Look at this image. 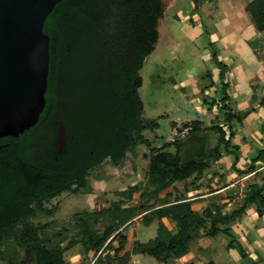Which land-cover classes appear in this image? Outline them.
Here are the masks:
<instances>
[{
  "label": "trees",
  "instance_id": "obj_1",
  "mask_svg": "<svg viewBox=\"0 0 264 264\" xmlns=\"http://www.w3.org/2000/svg\"><path fill=\"white\" fill-rule=\"evenodd\" d=\"M246 9L256 29L264 31V0H248ZM163 14V0H62L48 15L44 24V31L50 36L48 80L56 77L62 49L71 45L66 40L76 36L86 58L84 74L74 79L87 85L83 92L88 95L82 96L77 90L75 109L67 112L68 147L64 153L53 150L44 156L28 149L25 135L30 128L6 138L10 145L0 151V261L5 257L4 247L12 244L15 251L23 249L33 264H69L66 252L76 245L100 261L107 254V261L112 263L139 264L131 262V258L142 255L168 263L191 253L192 243L204 229L211 238L230 235L226 252L236 249L241 258L248 259L244 264H258L232 226L251 205L256 206L259 217L264 216V181L252 183L239 206L229 205L228 209L227 201L222 207L212 202L202 211L196 210L193 195L188 194L201 187V176L225 155H234L231 169L239 175L256 171L259 161L264 164V148L248 160L247 166L240 164L242 151L240 144L233 142V123L243 124L256 109H234L225 84L220 103L204 99L210 108H224L223 120L204 128L203 122L195 119L185 125L187 133L183 137L152 149L155 153L145 179L122 190L124 198L110 206L76 213V232L66 245L65 236L58 233L53 240L44 226L29 221L44 212L50 214L46 203L62 192L89 191L88 174L105 159L120 165L126 151L134 153L137 145H151L144 131L156 129L159 122L155 118L142 119L144 102L138 88L143 83L140 69L155 49ZM65 79L73 77L66 72ZM41 122L42 118L33 127ZM176 182H184L185 191H169ZM137 192L139 200L135 202ZM136 218L144 226L155 225V236L130 241L127 226ZM163 218L174 222L175 227L170 228ZM7 264L15 263L10 260ZM209 264L216 263L211 259Z\"/></svg>",
  "mask_w": 264,
  "mask_h": 264
},
{
  "label": "rangeland",
  "instance_id": "obj_2",
  "mask_svg": "<svg viewBox=\"0 0 264 264\" xmlns=\"http://www.w3.org/2000/svg\"><path fill=\"white\" fill-rule=\"evenodd\" d=\"M247 1L248 0H163L164 14L159 20V38L155 44V49L146 57L143 67L140 69L143 83L138 88L144 102L142 119L151 120L155 118L159 122V126L156 129L144 131L145 136L151 141V145H137L134 153L130 150L126 151V157L120 165L113 164L110 158L105 159L101 164L90 170L87 185L89 186V191H86V189H81L76 193L64 191L51 198V200L46 203L48 209L52 211L50 214L44 212L36 217H31L29 221L41 228L44 226L43 230L50 237H53V240L55 234L60 233L63 237L65 236L63 243L66 245L76 232V219L74 218L76 213L84 211L90 212L110 206L113 201L124 198L121 193L122 190L126 189L130 184H135L145 179L150 159L155 153L152 149L162 146L165 142L173 138L183 137L187 133L185 125L190 124L195 119L201 120L204 128L209 127L212 123L217 121L221 122L223 120V114L219 116L212 113L214 110L211 111L209 108H204L206 113L202 115L203 110H201L204 99H207L208 102L212 101V99H216L217 102L220 103L221 98L218 99L215 95H202L201 91L198 92L200 95H197L193 92L191 87L196 83L193 82V79H196L195 81L198 82L199 80L210 82V77L206 76V74L213 71L215 64L219 67L213 57L220 43L211 42L210 33L207 31L213 30H209V27L212 26L214 22L218 23L223 18H226L229 24L232 23L235 26H239V20L237 18L238 11H243L245 13L247 11V16L250 17L249 19L252 21L251 15L246 9ZM251 24V27L256 29L254 23L252 22ZM197 27H200L204 33L202 31L201 34H198ZM251 27H245L242 32L248 34V31L252 29ZM256 31L258 30L256 29ZM261 35L264 39V34ZM241 37L243 36L241 35ZM76 41H78L76 36L68 38L66 42L71 43L72 49L67 51V49L64 48L60 53L61 68L65 70L64 74L67 72L70 78L73 77V79L79 77L80 74H84L82 71L86 58V56L83 55V47L77 44ZM75 51H78L77 55ZM206 55L211 57L207 56V58H205ZM74 80L77 82V90L82 93V96H87L88 93L86 92L84 94L83 92V90L88 89L87 85H84L85 83L83 84L82 81L78 79ZM202 84L204 86L206 83L201 82L200 87ZM210 93L213 95L214 91ZM219 110L222 112L224 108L221 107ZM75 119L74 116V120ZM174 126H176V130ZM240 133L239 141L243 142L244 135L246 137L248 135L244 130ZM262 140L264 146V138H262ZM235 141L241 143L238 140ZM263 146L262 144L261 146L260 144L258 145V147H260L259 152L264 148ZM170 150H174V147H171ZM257 152L258 148L254 147L248 154L249 156H255ZM224 157L201 176V185L210 186V189L213 187L217 189L221 184V180L225 179L227 181L226 172H229L232 163L226 156ZM262 164L257 163L255 175L245 178L243 180V186L233 188L232 192L228 194L232 197L230 199L232 202L230 206H239L245 192L252 183L255 181L263 183L264 164L261 168ZM215 165H217V167L219 165V170L215 168ZM247 165L248 162L245 166ZM233 171L237 172L236 170ZM219 172L222 173L221 176H224L223 179L218 175ZM238 176L237 174L234 176L235 178L231 179H237ZM214 179H216V181H214ZM191 180L192 178L188 180V183H190ZM211 182H214V185L211 186ZM236 183V185H239L238 182ZM170 188L184 189L185 183L176 182L173 187L171 186ZM222 193L225 192H221L220 194ZM198 194H200V192L197 193L194 189L191 195L197 196ZM220 194H217V196ZM217 199L221 201L220 198ZM138 200L139 192L135 193L133 197V201L136 202ZM218 200L215 199L214 201L222 207L223 203ZM198 201H200L199 198L194 200V208H198L202 211L204 204H197ZM243 218V223L236 222L232 226L236 235L241 237L245 235L246 232L250 235H255L256 233H259V235H261V233L264 234V216L259 217L255 205L249 206ZM259 220L263 226L253 229V223H257ZM166 224L172 229L175 227L174 222L166 221ZM127 227V235L130 241L135 240L136 237H140L142 241H145L154 237L156 234L155 225L144 226L140 223L139 218L129 223ZM65 228H67V230ZM259 239L260 238H258V240ZM229 240H231L230 235L219 234L211 238L206 235L204 229H201L200 237H198L191 246V254H193H189L187 258H183L182 260L171 259L168 263H164L149 256L133 255L131 262L139 264H192L193 262L197 263V259H199L201 261L203 260V263L199 264H209L211 259H213L216 264H234L230 263L232 261L238 264L246 263L248 259L241 258L236 249L226 252ZM114 244L117 245V241H115ZM4 248L5 257L0 261V264H7L10 260H13L15 264H33V262L28 259L23 249L16 248L15 251L13 250L12 244ZM122 253L123 251H121L119 255ZM108 255L113 257L114 253L108 252ZM261 255L263 257L262 260H259V257H256V259L258 258L257 262L259 264H264L263 251ZM104 258V261L95 260L93 258V253H85L80 245L73 246L66 252V259L69 264H83L85 262L93 264L95 261L94 264H118L117 262L112 263L109 260L107 261V254Z\"/></svg>",
  "mask_w": 264,
  "mask_h": 264
},
{
  "label": "crops",
  "instance_id": "obj_3",
  "mask_svg": "<svg viewBox=\"0 0 264 264\" xmlns=\"http://www.w3.org/2000/svg\"><path fill=\"white\" fill-rule=\"evenodd\" d=\"M237 14H238L237 18L239 20L238 22L239 26H235L232 23L229 24V22H227V19L223 18L221 19V21L218 22L219 24L217 22H214V24L209 27L210 28L209 30H213V31H207L210 33L211 42L214 41L220 43L218 44L217 50H215L214 53L215 56L213 57V59L216 60V63L219 65V67H217L215 64L213 67V71L208 72L206 74V76L210 77L209 79L210 82H205L203 80H199L198 82L195 81L196 79H193V82L196 83L191 88L193 92L196 93L197 95H200L198 92L201 91L202 95L203 94H208L209 96L215 95L216 98L220 99L224 96L223 84H225L226 93L229 95V102L230 104H232L234 109L247 110L251 107H255L256 110L248 114V116L243 121V124H240L238 122L233 123V128L234 131L236 132L235 138L233 139L234 143L236 142L235 140L239 141V137L241 135L240 132L242 130L247 132L248 135L247 137L244 135L243 142L241 141H239L241 143L236 142L240 144L242 151L240 164H245L248 162L249 159H252L256 155H258L260 149L258 145L260 144L261 146L262 144L263 146L262 138H264L263 137L264 104H261V101L262 99H264V39L261 34H264V31H256L255 28L251 27L252 21H250L249 19L250 17L247 16V11L246 13L243 11H238ZM247 26L248 28L251 27L252 29L248 31V34H244L242 31H244L243 29H245V27ZM197 28H198L197 33L201 34L203 30L200 27ZM241 35L243 37H241ZM207 56L208 55H206L205 58H207ZM201 82L206 83L204 86L202 84L201 86L202 88L200 87ZM211 82H213L214 84L212 86H208L210 85ZM204 87L206 88L202 91ZM212 91H214L213 95L210 93ZM203 101L204 104L201 105L202 106L201 110H203L202 115H205L206 113V111H204L205 110L204 108H209L211 111L214 110L212 111V113L217 114L219 116L225 112V110H222V112L221 110H219V108H221L222 106L214 105V107L210 108V105L206 104L205 100ZM175 127L176 126H174V129ZM254 147L258 148V152L255 153V156L254 155L249 156L248 152ZM232 155L233 154L225 155L227 159L231 160V163L234 160V155L233 156ZM258 163L262 164V161H259ZM240 164L238 166L242 168ZM262 167L263 164L261 165V168ZM215 168H218L219 170V165L218 167L217 165H215ZM222 173L219 172L218 175L221 176ZM237 174L238 172L233 171V169L232 170L229 169V172H226L227 181L225 179L221 180V184L217 187V189H215L214 187L210 189L209 188L210 186L201 185V181H199L198 184H200L201 187L196 188L195 192L197 193L200 192V194H198L197 196H192V199L196 200L199 198L200 201H198L197 204L200 205L204 204L203 206L206 207L208 204L215 202L214 201L215 199L218 200L217 198H220L221 201L219 200L218 201L222 202L223 204L228 201V207H227L228 209L229 205H231L232 203L230 200L232 197L229 196L228 194L232 192L233 188L243 186L244 184L243 180L248 176H254L255 171L245 175L238 174L239 176L237 179H231V178H235L234 176ZM221 177L222 179L224 178L223 175ZM214 181H216V179H214ZM236 182H238L239 185H236L237 184ZM210 185L211 186L214 185V182H211ZM179 190L183 192L185 191V188ZM169 191L173 192V194L179 192L178 189H174V188H170ZM193 191L194 189L193 190L191 189L188 192V194H192ZM221 192H225V193L220 194ZM217 194L220 195L217 196ZM196 210L199 209L196 208ZM243 219L244 218L238 220L237 222L243 223L242 222ZM163 220L165 222L168 221L167 218H163ZM252 226L254 229L256 227L259 226L261 227L263 225L259 220L257 223L256 222L253 223ZM256 234L250 235L248 232H246L245 235L239 237L243 240L244 245L247 247L248 251L250 252L251 258L257 262L258 258L256 259V257H259V260L263 259L261 253L262 251L264 252V234L263 233H261V235H259V233L257 235ZM258 238L260 239L258 240ZM188 255L181 257L179 259L182 260L183 258H187ZM197 260H198L197 263L193 262L192 264L203 263L202 262L203 260L202 261L199 259Z\"/></svg>",
  "mask_w": 264,
  "mask_h": 264
},
{
  "label": "water",
  "instance_id": "obj_4",
  "mask_svg": "<svg viewBox=\"0 0 264 264\" xmlns=\"http://www.w3.org/2000/svg\"><path fill=\"white\" fill-rule=\"evenodd\" d=\"M62 0H0V138L17 136L39 120L50 69L48 15ZM58 152L66 145L61 121Z\"/></svg>",
  "mask_w": 264,
  "mask_h": 264
},
{
  "label": "flooded vegetation",
  "instance_id": "obj_5",
  "mask_svg": "<svg viewBox=\"0 0 264 264\" xmlns=\"http://www.w3.org/2000/svg\"><path fill=\"white\" fill-rule=\"evenodd\" d=\"M66 48L68 51H70L71 45L67 44ZM60 61L59 55L58 63ZM65 78L66 74H64L59 63L55 79L48 80L46 104L44 110L41 113L42 115L40 114L39 117V119L42 118V122L36 127H33V125V128H28L29 130L25 135L28 149L32 151L37 150L44 156H48L53 150L58 151L57 136L61 121L64 123L66 131L65 151L68 147V134L65 120L67 117V112L71 113L75 109L77 85L74 79ZM7 137L8 136H4L0 138V151L10 145V142L6 140ZM54 138L56 141L53 143Z\"/></svg>",
  "mask_w": 264,
  "mask_h": 264
}]
</instances>
